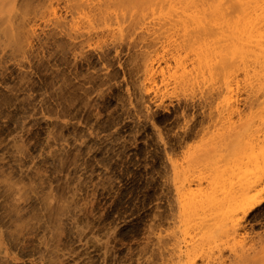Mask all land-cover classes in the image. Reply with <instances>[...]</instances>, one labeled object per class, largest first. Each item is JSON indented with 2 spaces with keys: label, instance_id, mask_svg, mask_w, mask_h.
Listing matches in <instances>:
<instances>
[{
  "label": "rangeland",
  "instance_id": "374dc122",
  "mask_svg": "<svg viewBox=\"0 0 264 264\" xmlns=\"http://www.w3.org/2000/svg\"><path fill=\"white\" fill-rule=\"evenodd\" d=\"M143 1L0 0V264H264L258 78Z\"/></svg>",
  "mask_w": 264,
  "mask_h": 264
},
{
  "label": "bare ground",
  "instance_id": "6f19581e",
  "mask_svg": "<svg viewBox=\"0 0 264 264\" xmlns=\"http://www.w3.org/2000/svg\"><path fill=\"white\" fill-rule=\"evenodd\" d=\"M178 1L179 0H177V5L179 4V10L178 8L175 9L177 5L174 3L176 2L172 3L171 1L170 3L174 4L176 7H173L171 4L173 7L171 9L169 3V8L166 7L167 12H171L172 10H178V12H180V6L182 4L180 2L178 3ZM182 1L183 0H181V2ZM185 1L188 0H184L183 5H186ZM188 4L189 5H186L188 7L186 9L190 8L189 12H191V14L188 12L187 14L184 11L186 14L184 13L183 15L185 17L182 18L180 17L182 14H179L177 11H175V13L177 12L180 15L179 16L176 13V17L179 16L181 20L175 16L173 17L179 21L174 20L173 17L170 15L169 16L171 17L170 20L175 21V25L177 23V28L175 27V31L178 28H180L181 31V36L178 34L176 37H174L178 38V41L181 39L184 47L183 45L180 46L183 47L184 50L186 48L189 49L188 51L192 53L193 64H196L199 69L200 65H204L205 58L212 54V52H215V56L218 58H216L214 62V67L216 69L222 70L226 67L228 68V62H231L230 59L223 58L225 55L224 52H232L233 59L239 58L243 66L251 67L248 69L245 67L243 68H245L244 70L247 71L250 69L254 71L258 78V80L255 79L257 80L255 85L259 86L261 90L263 89L262 92L264 93V0H189ZM224 5L226 7H224ZM172 12L171 15H174ZM169 22L166 25L164 24L166 27L169 26L170 28L169 29L167 27V30L163 28L166 30V32L168 30V32H171L170 30L172 29V27H170L171 21ZM174 24L172 23V26ZM178 24H181V27H178ZM169 37L170 34L168 37H166V39ZM171 39H173V37H171ZM171 39L168 40L171 41ZM179 44L180 43L175 46H178ZM182 50L183 49H181V51ZM239 64L240 63H238V65ZM250 72L252 71L250 70ZM251 75L252 73L248 76ZM249 78L252 79V77ZM251 81L253 82L254 80L252 79ZM251 84L254 85V83ZM250 87L254 88L252 85ZM256 88L257 87H255V89ZM261 200L263 199L260 198L250 202L245 207L244 214L251 210L253 206L259 203Z\"/></svg>",
  "mask_w": 264,
  "mask_h": 264
}]
</instances>
